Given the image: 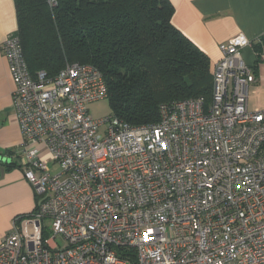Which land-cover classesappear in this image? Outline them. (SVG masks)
I'll return each mask as SVG.
<instances>
[{
	"label": "built area",
	"instance_id": "built-area-1",
	"mask_svg": "<svg viewBox=\"0 0 264 264\" xmlns=\"http://www.w3.org/2000/svg\"><path fill=\"white\" fill-rule=\"evenodd\" d=\"M248 45L242 34L219 44L209 100L162 103L158 122L133 126L89 113L107 98L93 65L31 75L8 35L1 51L36 203L12 220L0 264H264V109L248 107Z\"/></svg>",
	"mask_w": 264,
	"mask_h": 264
},
{
	"label": "trees",
	"instance_id": "trees-1",
	"mask_svg": "<svg viewBox=\"0 0 264 264\" xmlns=\"http://www.w3.org/2000/svg\"><path fill=\"white\" fill-rule=\"evenodd\" d=\"M31 75L90 64L103 76L110 114L158 122L159 105L211 96L209 57L173 24L169 0H13ZM131 261H134L133 254Z\"/></svg>",
	"mask_w": 264,
	"mask_h": 264
},
{
	"label": "crops",
	"instance_id": "crops-1",
	"mask_svg": "<svg viewBox=\"0 0 264 264\" xmlns=\"http://www.w3.org/2000/svg\"><path fill=\"white\" fill-rule=\"evenodd\" d=\"M169 1L174 7L172 24L209 57L211 66L220 58L219 44L237 34L250 41L242 50L246 62L254 65L248 107L264 109V0ZM16 29L14 1L0 0V157L6 160L0 163V241L12 220L32 212L36 203L23 174V138L13 108L14 83L1 51L4 39Z\"/></svg>",
	"mask_w": 264,
	"mask_h": 264
},
{
	"label": "rangeland",
	"instance_id": "rangeland-1",
	"mask_svg": "<svg viewBox=\"0 0 264 264\" xmlns=\"http://www.w3.org/2000/svg\"><path fill=\"white\" fill-rule=\"evenodd\" d=\"M88 111L94 118H100V117H103L105 115H108V114H110L109 102L107 99L92 102L88 105ZM0 163H2V162H0ZM49 167H50L52 173H56L59 170L58 165H55L52 162L49 163ZM44 225L47 229L45 236L48 237L52 234L51 231L49 230V222L47 220H45ZM32 235H33V233H32V230L30 228L29 229V237H31ZM55 240L61 247H63L65 245V241L61 236H57Z\"/></svg>",
	"mask_w": 264,
	"mask_h": 264
},
{
	"label": "water",
	"instance_id": "water-1",
	"mask_svg": "<svg viewBox=\"0 0 264 264\" xmlns=\"http://www.w3.org/2000/svg\"><path fill=\"white\" fill-rule=\"evenodd\" d=\"M4 160H5L4 158H1V157H0V162L3 163ZM5 161H6V160H5ZM7 161H8V160H7Z\"/></svg>",
	"mask_w": 264,
	"mask_h": 264
}]
</instances>
